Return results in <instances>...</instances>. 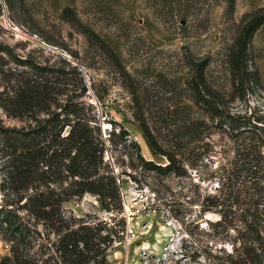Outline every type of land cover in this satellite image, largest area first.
Here are the masks:
<instances>
[{
  "label": "rangeland",
  "instance_id": "374dc122",
  "mask_svg": "<svg viewBox=\"0 0 264 264\" xmlns=\"http://www.w3.org/2000/svg\"><path fill=\"white\" fill-rule=\"evenodd\" d=\"M260 8H264V0H236L232 14L223 0H13L8 4L0 0V45L10 54L0 56L4 74L0 90L15 69L28 70L17 67L15 58L49 70L70 72L76 68L87 89L84 101L93 107L100 125H109L112 130L109 122H115L114 131L121 126L128 132L126 152L120 145L108 144L105 152V160L112 163L117 175L124 221L103 210L98 199L90 195L64 205L75 217L88 216L112 230L109 264H208L209 253L220 247L229 251L204 222L217 220L218 212L206 213L196 225L190 222L199 208L187 203L194 184L206 191L216 187L215 181L206 178L225 161L212 153L211 160H198L196 168L181 179L157 176L140 167L131 169L128 158L131 155L138 164L137 150L128 146V140L135 142L143 160L159 165L167 162L148 147L136 125L131 96L95 40L82 34L69 14L116 53L137 84L140 107L160 142L182 136L184 130L176 125L204 122L210 128L202 131L212 134L209 140L218 152L227 139L212 126L215 122L190 102L186 82L192 69L188 62L206 61V81L222 95L227 112L264 115V25L254 34L250 47V69L257 72L259 83L248 82L237 91L227 62L241 20ZM0 116L6 126L16 124L1 112ZM192 139L202 146L198 142L203 139L201 131ZM170 210L178 214L176 219ZM39 230L46 238L45 230ZM49 238L53 239L52 234ZM31 246L28 252L34 262L51 264L42 263L48 253L45 241L36 239ZM9 248L0 234V262L9 256Z\"/></svg>",
  "mask_w": 264,
  "mask_h": 264
},
{
  "label": "trees",
  "instance_id": "16d2710c",
  "mask_svg": "<svg viewBox=\"0 0 264 264\" xmlns=\"http://www.w3.org/2000/svg\"><path fill=\"white\" fill-rule=\"evenodd\" d=\"M11 1L4 0L5 4ZM223 2L232 14L236 0ZM69 17L82 34L95 40L136 105L133 115L148 147L167 162L159 165L143 160L135 142L128 140V146L137 150L139 164L135 165L129 155V167L181 179L196 168L198 160L209 161L212 153L220 155L225 163L206 178L215 181L216 187L206 191L193 185L195 190L187 203L197 205L199 214L190 223L197 225L206 213L219 214L217 220L204 222L210 233L220 236L222 244L230 248L209 253L208 264H264V115L227 112L222 95L206 81V61L195 64L190 59L192 73L186 82L190 102L215 122L212 126L223 132L227 142L218 152L214 150L209 140L212 134L203 132L210 128L204 122L176 125L184 130L182 136L160 142L140 107L137 84L116 53L75 16ZM263 25L264 8L247 14L240 22L227 56L237 91L248 82L259 83L257 72L250 69V47ZM3 54L10 55L8 48L0 45V56ZM14 62L28 70L15 69L0 90V112L16 123L6 126L0 116V234L10 244L9 256L0 264H39L28 252L36 239L46 243L47 259L42 263L109 264L112 230L107 231L100 221L88 216L75 217L64 205L90 195L98 199L103 210L124 221L117 175L112 163L105 160V152L107 144L120 145L126 152L128 132L121 126L114 131L117 125L109 122L111 134L103 138L97 114L84 101L87 89L76 68L64 72L18 58ZM200 131L203 139L198 142L202 146L192 139ZM170 213L178 217L174 211ZM104 230L107 232L102 234Z\"/></svg>",
  "mask_w": 264,
  "mask_h": 264
},
{
  "label": "water",
  "instance_id": "95a60500",
  "mask_svg": "<svg viewBox=\"0 0 264 264\" xmlns=\"http://www.w3.org/2000/svg\"><path fill=\"white\" fill-rule=\"evenodd\" d=\"M101 132L104 138H108L111 134V128L107 126H101Z\"/></svg>",
  "mask_w": 264,
  "mask_h": 264
},
{
  "label": "bare ground",
  "instance_id": "6f19581e",
  "mask_svg": "<svg viewBox=\"0 0 264 264\" xmlns=\"http://www.w3.org/2000/svg\"><path fill=\"white\" fill-rule=\"evenodd\" d=\"M103 126H107V127H109V125H106V124H103Z\"/></svg>",
  "mask_w": 264,
  "mask_h": 264
}]
</instances>
